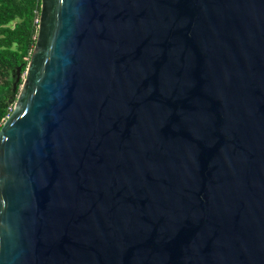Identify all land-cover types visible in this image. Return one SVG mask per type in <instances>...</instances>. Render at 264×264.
Instances as JSON below:
<instances>
[{
  "label": "water",
  "instance_id": "water-1",
  "mask_svg": "<svg viewBox=\"0 0 264 264\" xmlns=\"http://www.w3.org/2000/svg\"><path fill=\"white\" fill-rule=\"evenodd\" d=\"M0 264H264V0H42Z\"/></svg>",
  "mask_w": 264,
  "mask_h": 264
},
{
  "label": "trees",
  "instance_id": "trees-1",
  "mask_svg": "<svg viewBox=\"0 0 264 264\" xmlns=\"http://www.w3.org/2000/svg\"><path fill=\"white\" fill-rule=\"evenodd\" d=\"M41 6L42 0H0V128L17 101L15 76L18 67L25 73L35 47Z\"/></svg>",
  "mask_w": 264,
  "mask_h": 264
},
{
  "label": "rangeland",
  "instance_id": "rangeland-1",
  "mask_svg": "<svg viewBox=\"0 0 264 264\" xmlns=\"http://www.w3.org/2000/svg\"><path fill=\"white\" fill-rule=\"evenodd\" d=\"M24 77H25V73L24 74H22V80H21V82H20V87H22V84H23V81H24Z\"/></svg>",
  "mask_w": 264,
  "mask_h": 264
},
{
  "label": "built area",
  "instance_id": "built-area-1",
  "mask_svg": "<svg viewBox=\"0 0 264 264\" xmlns=\"http://www.w3.org/2000/svg\"><path fill=\"white\" fill-rule=\"evenodd\" d=\"M37 22H38V21H37ZM11 112H12V110H11ZM10 114H11V113H10ZM10 114H9V115H10ZM9 115H8V116H9ZM8 116H7V117H8ZM7 117H6V118L3 120L2 124H3V123H4V121L7 119ZM2 124H1V125H2Z\"/></svg>",
  "mask_w": 264,
  "mask_h": 264
}]
</instances>
